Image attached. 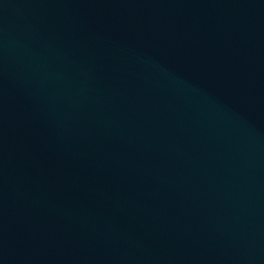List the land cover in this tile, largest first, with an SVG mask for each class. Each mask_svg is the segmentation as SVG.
I'll return each mask as SVG.
<instances>
[{"label":"water","instance_id":"95a60500","mask_svg":"<svg viewBox=\"0 0 264 264\" xmlns=\"http://www.w3.org/2000/svg\"><path fill=\"white\" fill-rule=\"evenodd\" d=\"M0 264H264V0H0Z\"/></svg>","mask_w":264,"mask_h":264}]
</instances>
